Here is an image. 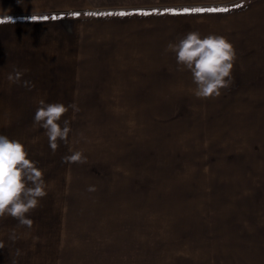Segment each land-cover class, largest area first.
I'll use <instances>...</instances> for the list:
<instances>
[{
    "label": "crops",
    "instance_id": "0c3cea01",
    "mask_svg": "<svg viewBox=\"0 0 264 264\" xmlns=\"http://www.w3.org/2000/svg\"><path fill=\"white\" fill-rule=\"evenodd\" d=\"M151 13L146 0H0V111H36L41 100L146 111V70L166 61L169 42L190 31L245 39L264 0L189 17ZM14 67L29 70L34 89L9 82ZM28 218L31 229L0 218V264H264V230L146 213V200L46 197Z\"/></svg>",
    "mask_w": 264,
    "mask_h": 264
},
{
    "label": "rangeland",
    "instance_id": "374dc122",
    "mask_svg": "<svg viewBox=\"0 0 264 264\" xmlns=\"http://www.w3.org/2000/svg\"><path fill=\"white\" fill-rule=\"evenodd\" d=\"M252 1L146 0V13L189 17L192 9L229 11ZM244 32L231 41L233 83L218 98H196L191 73L168 52L146 70V111H68L61 124L70 121L69 142L55 154L44 130L32 127L35 111H0V134L26 146L48 198L146 200V213L264 230V17ZM70 149L87 163H62Z\"/></svg>",
    "mask_w": 264,
    "mask_h": 264
},
{
    "label": "clouds",
    "instance_id": "9594fccd",
    "mask_svg": "<svg viewBox=\"0 0 264 264\" xmlns=\"http://www.w3.org/2000/svg\"><path fill=\"white\" fill-rule=\"evenodd\" d=\"M175 54L179 71H189L195 85L194 95L198 99L218 98L222 90L229 88L233 83L232 72L237 59V52L233 43L224 35H201L199 31H190L178 42H169L165 53ZM29 70L14 67L9 73L8 80L12 84L22 86L31 91L35 84L23 79ZM79 112L75 104L65 105L60 102L45 103L39 101L33 117V128L44 130L48 138L49 147L53 154L57 151L60 142L68 144L69 134L72 131L70 121L62 117L69 110ZM81 139L86 137L80 134ZM65 164H84L87 157L82 151H73L61 158ZM47 184L44 172L37 166V162L29 158L26 146L17 139H10L0 134V218L11 217L18 223V227L31 229L34 221L28 218L33 210L40 207V201L47 196ZM95 186H89L87 191L94 192ZM20 237L15 229L8 239L15 243ZM0 241V249L4 248ZM22 252L15 250V257L19 258ZM17 264V260H13Z\"/></svg>",
    "mask_w": 264,
    "mask_h": 264
},
{
    "label": "snow or ice",
    "instance_id": "6c2138e0",
    "mask_svg": "<svg viewBox=\"0 0 264 264\" xmlns=\"http://www.w3.org/2000/svg\"><path fill=\"white\" fill-rule=\"evenodd\" d=\"M225 9H208V11H224ZM185 11H188L187 9ZM191 11H205L204 9H192ZM120 15H124V13H119ZM0 23H2V21H0Z\"/></svg>",
    "mask_w": 264,
    "mask_h": 264
}]
</instances>
